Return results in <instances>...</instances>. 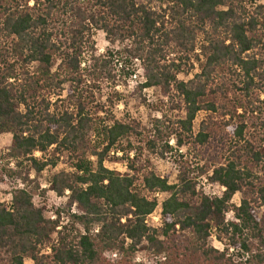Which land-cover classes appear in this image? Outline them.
Listing matches in <instances>:
<instances>
[{"label": "trees", "instance_id": "1", "mask_svg": "<svg viewBox=\"0 0 264 264\" xmlns=\"http://www.w3.org/2000/svg\"><path fill=\"white\" fill-rule=\"evenodd\" d=\"M263 2L0 0V134L12 135L11 178L26 184L10 207L0 202V264H139L141 250L162 264H264ZM98 32L111 44L103 55ZM137 95L160 117L151 128L118 117ZM64 153L73 172L52 189L82 214L59 231L61 212L52 221L34 199ZM153 157L173 164L176 184ZM202 176L223 196L206 195ZM159 194L168 198L156 229L147 219Z\"/></svg>", "mask_w": 264, "mask_h": 264}, {"label": "rangeland", "instance_id": "2", "mask_svg": "<svg viewBox=\"0 0 264 264\" xmlns=\"http://www.w3.org/2000/svg\"><path fill=\"white\" fill-rule=\"evenodd\" d=\"M144 1V0H139ZM264 4V2H263ZM95 43L96 48L98 51V55H103L106 53L107 49L111 46L109 41L107 40V37L104 33L98 32L95 36ZM147 98L150 100L149 102H153L155 99L158 98L157 93L153 91H148ZM264 100V96L261 98ZM144 97L137 95L134 99H131L129 102V106L126 108L124 105H120L118 107V117L123 118L125 117V112L130 115V117L137 119L139 122L142 123V125L146 128H151V123L154 119L160 118L157 113H154L151 108H149L148 104L144 103ZM167 100V99H166ZM150 103V104H151ZM206 118L205 114H202L198 120L197 126L200 125V123ZM175 142H172V145H174ZM12 145V135L11 134H0V202L6 204L8 207H10L13 199V194L16 190L24 189L26 187L25 182L23 183L21 180H14L10 176L11 171H17L18 165L17 161L10 160L8 158L9 149ZM186 153V152H183ZM48 154L47 157H44L41 153H37L36 157L40 159H44V161L49 160L52 155ZM122 156V154L119 155V157ZM60 158L58 161V165L56 167H48L40 176V181L42 185L41 190H45L46 193L43 195L42 193L38 192L35 195V204L39 208H46V216L48 219L52 221H57L59 218V215L57 214V211H60L61 215V221H60V227L58 228L59 231H62L65 225L71 224L72 219L71 216L74 214L81 215L82 213L79 211V209L75 205H70V192L65 193V195L60 196L58 195L53 189H52V182L55 175L67 172L71 173L73 172V169L71 167L70 157L67 153L61 154V156L58 155ZM53 158V157H51ZM152 165L154 167V170L163 178H168L171 184H176L178 182V176L179 173L177 169L173 166V164L168 160H163L159 157H153L152 159ZM105 166L107 169L111 171H116L121 174L129 173V169L126 164L124 163H115L111 161H107L105 163ZM37 175L35 172L31 174V180H37ZM200 186L203 190V192L211 197H218L214 196V194H218V190L215 189V186L218 184H213L208 176H202L199 178ZM22 185V186H20ZM214 186V187H211ZM159 201V207L161 206L162 210V204L164 201L168 198L167 194H159L156 196ZM243 199L242 194H238L235 196V198L232 201L233 206L239 207L241 205V201ZM158 211V209H157ZM156 211V212H157ZM258 214L260 218L264 216V207L258 209ZM159 212L156 214V218L158 217ZM149 219V218H148ZM147 219V220H148ZM235 219V213L232 210L227 214V220H234ZM149 227L159 229L163 226V221L157 222L155 220L149 221ZM101 229V224L96 223L91 228V233L97 234L99 233ZM80 230L82 233H85V229L80 226ZM210 245L215 248L216 250H219L221 252L224 251L225 247L217 240L216 236H213L209 240ZM145 245H147L145 243ZM51 253V249L46 250V255ZM122 256V255H121ZM121 256H118L117 253L107 254L106 257L108 260L112 262H117L121 259ZM166 261V258L160 257L159 259L154 258L152 255L148 254L146 251H139L135 255V262L139 264H162ZM26 264H34V262L30 259L26 260Z\"/></svg>", "mask_w": 264, "mask_h": 264}, {"label": "built area", "instance_id": "3", "mask_svg": "<svg viewBox=\"0 0 264 264\" xmlns=\"http://www.w3.org/2000/svg\"><path fill=\"white\" fill-rule=\"evenodd\" d=\"M20 186H22V185H20ZM211 187H214V186H211ZM215 189L218 190V194H214V196L222 197L223 194L226 192V189H225L224 187L220 186V185H216V186H215ZM156 211H157V210H156ZM157 212H159V215H158V217L156 218V214H157ZM157 212H155L153 215H151V216L149 217V219L147 220V224L149 223L150 220H155V221H157V222H161V221H162V210H161V206L158 207V211H157ZM148 225H149V224H148Z\"/></svg>", "mask_w": 264, "mask_h": 264}]
</instances>
